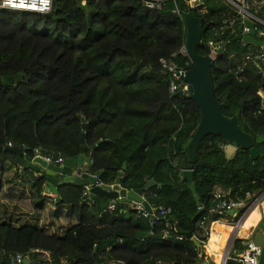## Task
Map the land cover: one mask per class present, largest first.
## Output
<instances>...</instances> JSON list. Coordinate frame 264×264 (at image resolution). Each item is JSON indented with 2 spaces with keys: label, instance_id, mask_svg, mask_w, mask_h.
<instances>
[{
  "label": "trees",
  "instance_id": "obj_1",
  "mask_svg": "<svg viewBox=\"0 0 264 264\" xmlns=\"http://www.w3.org/2000/svg\"><path fill=\"white\" fill-rule=\"evenodd\" d=\"M186 1H169L161 11L145 9L142 0H54L46 14L0 9V145L6 146L8 139L30 153L40 149L65 159L78 158L84 145L89 174L102 172V183L112 185L126 164L122 188H144L151 207L171 210L151 222L134 209L124 212L123 205L112 211L86 200L84 188L66 184L56 204L71 206L78 224L56 237L37 226L0 221V264L35 251L50 253L52 261L32 253V264H213L204 261L203 246L211 224L223 219L209 215L216 189L229 192L235 201L264 192V142L255 143L261 152L256 161L239 147L228 159V143L220 135L201 143L193 163L199 216L194 195L182 180L189 164L185 149L201 114L187 96L171 94V77L161 60L191 67L190 58L180 54L186 25L173 13L176 7L185 10ZM192 12L202 23V56L210 54V41L233 38L223 28L235 13L223 0H200ZM257 16L264 20V8ZM259 50L229 43L216 55L212 70L224 115L237 116L240 128L255 140L264 136V66L262 71L245 56ZM16 75L21 81L10 85L7 79ZM8 162L17 164L12 153L0 151V166ZM33 181L42 197L45 179ZM169 226L177 233L170 231L172 239L166 240ZM259 230H264L263 222ZM249 235L247 230L238 234ZM213 241L220 243L216 237ZM241 242L236 243L240 252Z\"/></svg>",
  "mask_w": 264,
  "mask_h": 264
},
{
  "label": "water",
  "instance_id": "obj_2",
  "mask_svg": "<svg viewBox=\"0 0 264 264\" xmlns=\"http://www.w3.org/2000/svg\"><path fill=\"white\" fill-rule=\"evenodd\" d=\"M186 25V47L191 67L185 75V82L188 85L187 98L195 103L198 107L201 119L200 123L188 143L185 153L189 158V164L185 170L181 172V177L184 183L188 185L189 190L193 193L196 204L199 208L197 216L202 212L200 198L197 195L195 185L193 183L194 171L193 163L198 154V149L201 143L209 136L220 135L228 144L235 145L249 152L250 157L256 161L261 156V152L255 147V143L264 142V136L255 140L254 137L244 132L239 126L237 116L231 118L224 115L223 105L219 102L216 96V87L212 70L215 67V59L210 56H202L198 53V48L202 43L203 28L201 20L194 15L193 12L186 13L184 16ZM245 26L250 29L249 35L242 37L241 35L233 37L219 50L218 54L224 52L225 47L229 43L243 42L244 44L253 45L262 49L264 52V41L256 39L255 23L251 20H245ZM10 85L21 81L20 75L7 79ZM1 82V81H0ZM245 99L241 100L242 107ZM82 127L85 130V120H82ZM95 149V147L93 148ZM176 153L181 151L178 145H175ZM0 151L10 152L15 156V162L22 168L23 172L40 174L45 179V187L51 197L60 201L58 191L61 186L73 184L74 186L88 189L89 198L94 201L96 197H102L112 201L118 199H128L136 203H140L150 214L151 222H154L156 216L153 215V209L149 202L145 199L144 194L146 189L126 190L122 188L121 182L124 177V171L127 165H123V171L118 173V177L114 184L107 185L102 183V172L96 177L87 172H83L85 160V147L82 145L81 155L78 158L66 159L62 166H55L48 163L44 159V153L36 155L35 151L30 153L28 147H13L9 140H6V146L0 145ZM76 172L81 173L80 177H76ZM235 211H231L229 215L233 217ZM151 234L149 235V237ZM255 245L262 248V257L260 264H264V232H256L253 236ZM199 245V242H196ZM231 243L227 249L226 258L230 252ZM226 263L225 262L223 264ZM24 264H32L30 259H25Z\"/></svg>",
  "mask_w": 264,
  "mask_h": 264
},
{
  "label": "built area",
  "instance_id": "obj_3",
  "mask_svg": "<svg viewBox=\"0 0 264 264\" xmlns=\"http://www.w3.org/2000/svg\"><path fill=\"white\" fill-rule=\"evenodd\" d=\"M54 0H0V9H6L11 11H24L32 13L46 14L51 11ZM175 0H142V3L147 10L151 11H161L163 10L167 2ZM235 13V16L231 17L224 21L223 31L230 33L229 36H239L245 37L249 35L250 29L245 26V20H251L255 23L256 29V39L264 41V20L251 14L250 11H254L255 14L259 13L264 8V0H223ZM200 0H187L185 10H180L176 7L173 11L180 19L184 21V16L186 13L192 12L193 9L199 5ZM240 28V30H239ZM241 43L244 46L248 44ZM226 43H223V40L218 38L217 40L210 41V54L208 56L215 59L216 55L220 49L224 47ZM260 49V48H259ZM180 54L183 57H189L186 44L181 48ZM246 62L253 63L256 67L263 71L264 66V52L262 49L259 51L250 52L245 56ZM162 69L167 72L171 77L170 91L171 94L182 93L187 96L188 94V85L185 82V75L188 69L179 66L173 60L162 59L161 60ZM260 97L264 103V90L260 92ZM36 155L43 153L40 149L35 150ZM44 159L48 163H52L55 166H62L63 162L66 160L63 156L55 157L54 155L44 154ZM87 172V170H83ZM82 173V172H81ZM81 173L76 172V177H80ZM88 173V172H87ZM96 177L97 175H92ZM56 200L55 198H53ZM85 199L89 200V192L85 193ZM214 202L215 206L212 210L209 211V215H218L223 217L222 220L227 219V216L231 219H235L237 223L232 224L234 228L239 232L240 226L247 219L251 211L256 207L261 210V206L264 203V192L261 194H248L246 199L235 201L230 198V193L224 190L215 191L214 193ZM134 210H136L139 215L150 218V214L146 211L142 204L134 202ZM153 215L156 216L155 221L158 219L157 214L160 217H165L171 210L159 206L157 209L153 208ZM231 211H235L233 217L229 215ZM237 219V220H236ZM206 218L203 219L200 223V228L204 229ZM264 223V215L261 213L260 223ZM259 223V224H260ZM170 231L177 233L171 226L169 229L164 232V239L171 240L172 235ZM256 233V232H255ZM254 233V234H255ZM210 232L208 233V236ZM254 236V235H253ZM177 240L181 241L183 238L181 236H175ZM32 253H38L44 261L51 262L52 255L48 252L35 251L28 254H16L12 258V264H24L25 259H30L29 256ZM262 257V248L255 245L253 237L244 242V249L241 253L235 256H228V262H234L236 264H260ZM112 264H126L122 260L114 261Z\"/></svg>",
  "mask_w": 264,
  "mask_h": 264
},
{
  "label": "crops",
  "instance_id": "obj_4",
  "mask_svg": "<svg viewBox=\"0 0 264 264\" xmlns=\"http://www.w3.org/2000/svg\"><path fill=\"white\" fill-rule=\"evenodd\" d=\"M250 12L255 16L258 14H255L254 11ZM224 150L226 156L228 150L230 153H233L234 156L237 152V148L233 146H226ZM89 164V158L85 156L84 169L87 170ZM33 177L41 178L42 176L40 174L23 172L20 166L10 162L6 163L4 166H0V221L12 225L17 223V227L20 225L37 226L44 229L50 235L64 237L71 227L78 224L77 218L72 215L71 206H57V200L51 197L46 187L44 188L42 197H38L34 187ZM220 190L222 189H216V191ZM85 192H89L88 189H85ZM104 199L105 198L102 197H96L95 201H98L102 205H108L109 209L112 211L117 205H123L125 207L124 212H126L127 209H134L135 206L134 202L128 199H118L113 203L105 199L106 202ZM225 220H228V218L217 222L223 223ZM259 223L254 231H252L251 235L245 239L238 238L236 229L232 232L230 228L223 225L225 223L219 224V230L222 231L223 236L219 238V245L215 246L213 244V247L209 250V256L203 251L204 261H211L213 264H223L226 259L225 264H229L228 257L226 258V253L224 251H227L231 243L228 256H235L241 253L238 251L236 243L242 241L241 243L244 245L246 240L251 239L255 232L260 231ZM210 230L211 226L209 232ZM227 233H232L228 247Z\"/></svg>",
  "mask_w": 264,
  "mask_h": 264
},
{
  "label": "bare ground",
  "instance_id": "obj_5",
  "mask_svg": "<svg viewBox=\"0 0 264 264\" xmlns=\"http://www.w3.org/2000/svg\"><path fill=\"white\" fill-rule=\"evenodd\" d=\"M261 213H263V215H264V203L261 206V210H259V208L256 207L253 211H251V213L249 214L247 219L240 226L238 234L241 232L242 229H245V230L249 231V233L251 235L252 231H254V229L257 227L258 223L261 220ZM219 224H223V223L215 222L211 225L209 239L205 243V245L203 246V251L207 256H209V250L213 247L214 237L221 238L223 236L222 231L218 229ZM223 225L230 228L232 230V232L234 231V229L231 226L226 225V224H223ZM231 235H232V233H231ZM231 235L227 238V241H228L227 247H228V244L230 242ZM238 238H240V237L238 236ZM240 239H245V238H240ZM224 252L227 253V251H224Z\"/></svg>",
  "mask_w": 264,
  "mask_h": 264
},
{
  "label": "rangeland",
  "instance_id": "obj_6",
  "mask_svg": "<svg viewBox=\"0 0 264 264\" xmlns=\"http://www.w3.org/2000/svg\"><path fill=\"white\" fill-rule=\"evenodd\" d=\"M226 146H233V147H235V148H237L236 146H234V145H231V144H228V145H226ZM228 159H232L233 157H234V154L233 153H230L229 152V150H228V152H227V156H226ZM21 221V220H20ZM223 223H225L226 225H229V226H231L233 229H234V231H235V228H234V226L232 225V224H235V223H237V221H235V219H228V220H225ZM13 226H15V227H17V223H15V225H13ZM22 225H20L19 227H21ZM263 232H264V230H263ZM231 241V240H230ZM230 243V242H229ZM229 245V244H228ZM227 254V253H226ZM205 255V254H204Z\"/></svg>",
  "mask_w": 264,
  "mask_h": 264
}]
</instances>
